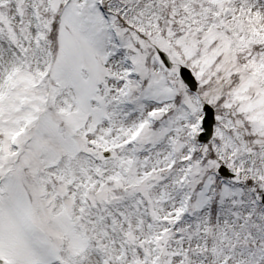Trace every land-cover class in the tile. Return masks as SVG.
<instances>
[{
  "label": "snow or ice",
  "instance_id": "6c2138e0",
  "mask_svg": "<svg viewBox=\"0 0 264 264\" xmlns=\"http://www.w3.org/2000/svg\"><path fill=\"white\" fill-rule=\"evenodd\" d=\"M0 264H264V0H0Z\"/></svg>",
  "mask_w": 264,
  "mask_h": 264
}]
</instances>
